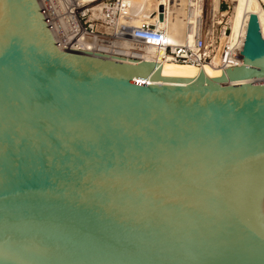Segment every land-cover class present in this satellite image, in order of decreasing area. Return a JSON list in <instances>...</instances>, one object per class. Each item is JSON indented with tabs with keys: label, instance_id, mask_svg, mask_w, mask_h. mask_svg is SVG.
Here are the masks:
<instances>
[{
	"label": "water",
	"instance_id": "obj_1",
	"mask_svg": "<svg viewBox=\"0 0 264 264\" xmlns=\"http://www.w3.org/2000/svg\"><path fill=\"white\" fill-rule=\"evenodd\" d=\"M241 55L64 51L38 0H0V264H264L255 14Z\"/></svg>",
	"mask_w": 264,
	"mask_h": 264
},
{
	"label": "built area",
	"instance_id": "obj_2",
	"mask_svg": "<svg viewBox=\"0 0 264 264\" xmlns=\"http://www.w3.org/2000/svg\"><path fill=\"white\" fill-rule=\"evenodd\" d=\"M59 49L102 56L134 64L155 58L217 70L242 65L245 33L232 36L228 15L216 12L206 0H185L183 10L174 5L173 15L184 24V41L170 44L169 31L160 22L163 11L151 19L130 25L128 0H38ZM180 6V5H179ZM264 7V6H263ZM178 8V9H177ZM228 5L224 12H229ZM155 55L147 58L148 53Z\"/></svg>",
	"mask_w": 264,
	"mask_h": 264
},
{
	"label": "bare ground",
	"instance_id": "obj_3",
	"mask_svg": "<svg viewBox=\"0 0 264 264\" xmlns=\"http://www.w3.org/2000/svg\"><path fill=\"white\" fill-rule=\"evenodd\" d=\"M134 2V5H137V8L133 10L136 16H134L133 19L129 21L130 25L136 26L139 25L142 20L151 19L154 16L153 13L155 11H158L161 7L163 15L162 19L159 20L163 25L167 26L168 28V42L170 44H178L184 41V24L179 18L173 15V12L175 10L172 11L173 9H171L174 7V4L177 5L179 2L174 4L172 3V6L171 0H135ZM230 2L233 5V12L229 14V12L223 11V13L229 15L228 22L230 30L232 32V36L245 33L249 15L255 14L257 15L260 25V31L264 38V0H230ZM219 5V0H212L210 7H212V9L216 12ZM154 57L155 55L150 54V52L147 55V58L149 59ZM155 60V62L157 63L193 66L188 64H178L171 61L161 60L160 58H155ZM206 67L211 71L217 70L215 67L210 65H206Z\"/></svg>",
	"mask_w": 264,
	"mask_h": 264
},
{
	"label": "rangeland",
	"instance_id": "obj_4",
	"mask_svg": "<svg viewBox=\"0 0 264 264\" xmlns=\"http://www.w3.org/2000/svg\"><path fill=\"white\" fill-rule=\"evenodd\" d=\"M87 1H91V0H87ZM102 1H105V0H102ZM128 1H130L131 2V4H132V8H133V10L134 9H136L137 8V5H134V1L135 0H128ZM220 1V12H223L225 9H226V7L229 5L230 6V9H229V14L230 13H232L233 12V5H232V3L230 2V0H219ZM177 2H179L176 6L177 7H179V10H183V7H184V4H185V2H184V0H171V6L174 4V3H177ZM173 3V4H172ZM211 3H212V0H206V5L208 6V7H210V5H211ZM263 3V2H262ZM175 5V4H174ZM180 5V6H179ZM171 9H173V8H171ZM178 9V8H177ZM229 16V15H228Z\"/></svg>",
	"mask_w": 264,
	"mask_h": 264
}]
</instances>
